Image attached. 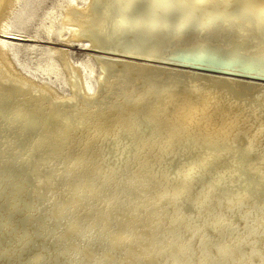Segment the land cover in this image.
I'll list each match as a JSON object with an SVG mask.
<instances>
[{"label": "bare ground", "instance_id": "bare-ground-1", "mask_svg": "<svg viewBox=\"0 0 264 264\" xmlns=\"http://www.w3.org/2000/svg\"><path fill=\"white\" fill-rule=\"evenodd\" d=\"M45 3L0 0V264H264V81L193 68L264 78V43Z\"/></svg>", "mask_w": 264, "mask_h": 264}, {"label": "clouds", "instance_id": "clouds-1", "mask_svg": "<svg viewBox=\"0 0 264 264\" xmlns=\"http://www.w3.org/2000/svg\"><path fill=\"white\" fill-rule=\"evenodd\" d=\"M101 9L93 34L122 50L226 33L264 43V0H101Z\"/></svg>", "mask_w": 264, "mask_h": 264}, {"label": "water", "instance_id": "water-1", "mask_svg": "<svg viewBox=\"0 0 264 264\" xmlns=\"http://www.w3.org/2000/svg\"><path fill=\"white\" fill-rule=\"evenodd\" d=\"M180 67H182V66H180ZM193 68L198 70V71H203V72L218 73V74L222 73L224 75H233V76L243 77V78H247V79H254V80H258V81H264V78L258 77V76H249V75H243V74H238V73H231V72L220 71V70H216V69H209V68L195 67V66Z\"/></svg>", "mask_w": 264, "mask_h": 264}, {"label": "rangeland", "instance_id": "rangeland-1", "mask_svg": "<svg viewBox=\"0 0 264 264\" xmlns=\"http://www.w3.org/2000/svg\"><path fill=\"white\" fill-rule=\"evenodd\" d=\"M53 0H46V5H48V4H50L51 2H52ZM45 4H42V5H45ZM41 5V7L43 8L44 6H42ZM40 13V12H39ZM74 48V47H73ZM73 51V53H72V57L74 58V59H78V60H80V59H83V58H85L86 57V55L84 54V52L83 51H79V50H72Z\"/></svg>", "mask_w": 264, "mask_h": 264}]
</instances>
